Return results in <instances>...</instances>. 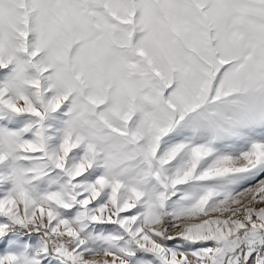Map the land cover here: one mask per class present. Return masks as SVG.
I'll return each mask as SVG.
<instances>
[{
    "label": "snow or ice",
    "instance_id": "6c2138e0",
    "mask_svg": "<svg viewBox=\"0 0 264 264\" xmlns=\"http://www.w3.org/2000/svg\"><path fill=\"white\" fill-rule=\"evenodd\" d=\"M0 264H264V0H0Z\"/></svg>",
    "mask_w": 264,
    "mask_h": 264
}]
</instances>
